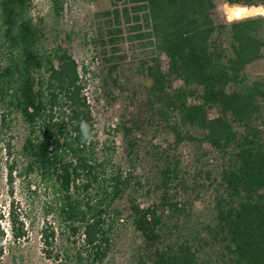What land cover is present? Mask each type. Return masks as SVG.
Wrapping results in <instances>:
<instances>
[{
	"label": "trees",
	"instance_id": "obj_1",
	"mask_svg": "<svg viewBox=\"0 0 264 264\" xmlns=\"http://www.w3.org/2000/svg\"><path fill=\"white\" fill-rule=\"evenodd\" d=\"M109 2L93 43L108 84L125 95L117 131L127 172L99 157L94 140L81 142L79 121L94 128L83 80L66 48L45 46L30 16L32 0H0V107L6 126L17 117L26 131L19 177L35 175L49 191L57 233L79 242L75 264H108L121 200L140 240L133 264H213L210 250L228 264H264V78L247 72L264 59V16L212 17L219 4L264 11V0ZM52 7L59 15L58 0ZM122 45L138 84L122 82ZM158 137L172 144L152 146ZM181 147L190 148L194 164L182 166ZM143 161L151 178L136 173L145 170ZM199 181L211 198L202 210L192 197ZM4 220L14 241L27 236L13 205L6 213L0 207V258Z\"/></svg>",
	"mask_w": 264,
	"mask_h": 264
},
{
	"label": "rangeland",
	"instance_id": "obj_2",
	"mask_svg": "<svg viewBox=\"0 0 264 264\" xmlns=\"http://www.w3.org/2000/svg\"><path fill=\"white\" fill-rule=\"evenodd\" d=\"M58 1L61 10L59 15H55L52 7L53 0H32L30 9L32 21L39 33H42L47 48L58 45L66 48L78 66L84 83V94L94 121V142L98 156L110 157L112 164L119 166L123 172H127L131 169L125 140L117 131L123 104H125L121 100L125 95L121 97L118 87L108 84L103 53L101 48L93 43L101 26L98 14L110 10L111 3L109 0ZM237 8L240 7L230 8L219 4L212 13L213 20L216 23L229 22L235 17L232 12ZM257 15L264 16V11ZM117 56L123 58L122 82L133 79V82L138 84L136 77H132L134 67L131 66L132 60L128 53V46H119ZM3 64L0 49V67ZM247 72L252 79L264 78V59L250 66ZM132 111L135 110L130 107L128 112ZM1 114L4 118H0V207L6 213L13 205L25 222L27 236L14 241L9 235L7 222L5 220L1 222V226L7 233L3 242L0 264H75L72 256L79 248V242L71 237L69 239L66 236L60 237L57 233L60 229L49 191L35 175L19 177L25 162L21 156V147L26 135L25 127L17 117L7 118L10 124L6 126V108L3 106L0 107V116ZM143 142H149V139L144 138ZM150 143L152 146L167 148V144H172V141L166 142L164 138L158 137ZM179 151L182 166L194 164L189 147H181ZM141 165L145 170L138 169L136 173L151 178L149 166L144 161ZM197 188L200 191L192 196L193 204L196 210H202L211 200L210 192L203 181H199ZM118 206L122 210L121 221L115 224L113 229L112 247L106 263L133 264V256L140 240L129 224L124 200H121ZM142 206L145 207L146 203ZM52 231L56 232L53 241L45 238ZM46 240L51 243L46 245ZM205 254L213 264H228L219 250L206 251Z\"/></svg>",
	"mask_w": 264,
	"mask_h": 264
},
{
	"label": "clouds",
	"instance_id": "obj_3",
	"mask_svg": "<svg viewBox=\"0 0 264 264\" xmlns=\"http://www.w3.org/2000/svg\"><path fill=\"white\" fill-rule=\"evenodd\" d=\"M247 15V9H244L239 15L235 16L230 22H240L245 19H249ZM79 136L81 142L84 144H90L95 138V131L92 125L85 120H80L79 124Z\"/></svg>",
	"mask_w": 264,
	"mask_h": 264
},
{
	"label": "bare ground",
	"instance_id": "obj_4",
	"mask_svg": "<svg viewBox=\"0 0 264 264\" xmlns=\"http://www.w3.org/2000/svg\"><path fill=\"white\" fill-rule=\"evenodd\" d=\"M245 8H237V9H235L233 12H232V14L234 15V16H237V13H241L243 10H244ZM250 13H252V14H262L263 13V11H262V9L261 8H250V9H247V15L248 14H250Z\"/></svg>",
	"mask_w": 264,
	"mask_h": 264
},
{
	"label": "water",
	"instance_id": "obj_5",
	"mask_svg": "<svg viewBox=\"0 0 264 264\" xmlns=\"http://www.w3.org/2000/svg\"><path fill=\"white\" fill-rule=\"evenodd\" d=\"M256 15V14H255ZM254 14L250 13L248 14V17H252V16H255Z\"/></svg>",
	"mask_w": 264,
	"mask_h": 264
},
{
	"label": "snow or ice",
	"instance_id": "obj_6",
	"mask_svg": "<svg viewBox=\"0 0 264 264\" xmlns=\"http://www.w3.org/2000/svg\"><path fill=\"white\" fill-rule=\"evenodd\" d=\"M237 15H239V13H237Z\"/></svg>",
	"mask_w": 264,
	"mask_h": 264
}]
</instances>
